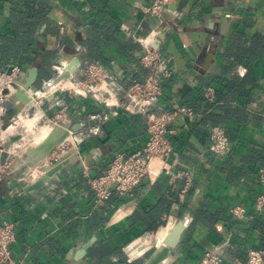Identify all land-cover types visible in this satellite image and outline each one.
Wrapping results in <instances>:
<instances>
[{"label":"crops","instance_id":"0c3cea01","mask_svg":"<svg viewBox=\"0 0 264 264\" xmlns=\"http://www.w3.org/2000/svg\"><path fill=\"white\" fill-rule=\"evenodd\" d=\"M154 1L0 0V64L21 66L24 78L38 69L31 89L37 96L13 124L16 131L25 128L21 142L29 146L19 154L60 123L81 127L22 177L0 180V222L16 227L10 254L17 264H146L179 222V241L163 264H200L214 247L224 264H246L249 249L264 250V205H257L264 195L258 174L264 166V0H168L161 15L146 14ZM160 29L163 39L158 34L153 43L160 42L172 76L157 105L191 113L173 120L174 149L153 162L156 179L98 205L88 178L103 174L117 154L142 149L146 121L83 89L60 86L84 80L82 68L99 62L121 95L118 87L148 74L138 39ZM71 63V79L43 89ZM207 87L215 89L212 101ZM89 113L103 118L92 121ZM97 125L95 135L90 129ZM215 126L230 139L223 156L212 149ZM57 161L65 164L52 182L29 190ZM234 206L245 209L244 218L231 213Z\"/></svg>","mask_w":264,"mask_h":264},{"label":"built area","instance_id":"2783aa9c","mask_svg":"<svg viewBox=\"0 0 264 264\" xmlns=\"http://www.w3.org/2000/svg\"><path fill=\"white\" fill-rule=\"evenodd\" d=\"M168 4V0H155L146 7L145 13L153 16L161 15ZM159 31L153 33L151 39H138L143 47L141 64L148 71L143 81H134L127 88L118 87L121 95L117 93V82L109 74L107 68L99 62H92L82 68L84 80L74 81V86H60L77 92L85 90L94 99L102 101L108 106L123 109L132 115L145 119L148 139L142 149L130 153L117 154L108 164L105 172L96 177H89L88 183L95 193L98 205L106 203L114 194L125 196L130 194L145 178L152 180L158 177L154 170L153 162L156 159L166 160L173 152V144L168 136L173 133L171 124L178 114H190L186 106H176L168 110L157 105L163 95L164 81L172 76V69L168 60L153 47V39ZM24 69L13 64L4 66L0 64V180L2 177L16 169L20 158V151L25 146L21 139L23 131H16L14 121L6 125V115L10 108L11 98L20 88L19 81L24 80ZM72 77H70L71 79ZM119 92V93H120ZM32 94V92H30ZM205 97L212 101L215 89L207 87ZM92 121L101 120V113H89ZM63 117V115H61ZM95 135L101 132L99 125L90 129ZM21 133L22 137L8 146L11 136ZM211 144L213 151L220 156L228 153L231 143L226 129L215 126L211 130ZM19 156V157H18ZM59 161H57L58 163ZM259 178L264 186V166L259 169ZM259 208L264 205V195L257 198ZM231 213L244 218L245 209L241 206L231 207ZM16 227L11 222H0V264H17L11 258L10 247L16 242ZM224 255L218 247L208 249L201 257L200 264H224ZM246 264H264L263 249H249Z\"/></svg>","mask_w":264,"mask_h":264},{"label":"water","instance_id":"95a60500","mask_svg":"<svg viewBox=\"0 0 264 264\" xmlns=\"http://www.w3.org/2000/svg\"><path fill=\"white\" fill-rule=\"evenodd\" d=\"M165 31L166 30H159V40L163 39L161 32L165 34ZM158 39L153 43V47L156 50H158L160 47V42L158 41ZM75 69L76 67H74V63H71L66 67L64 73L59 75L54 81L48 83V85L43 87V89L48 90L51 86L58 83L59 81L70 78L71 74L76 71ZM37 78L38 69L37 67H32L28 70V73L24 80L18 82L21 87L17 89L16 93H14L11 98L10 108L6 115V125L13 122L17 117L18 112H20L21 108L24 105L29 104L33 100V98L37 96L36 93H33V95L30 93L31 89L35 87ZM80 129V125H75L73 127H64L62 126V123L56 125L55 129H53V131H51V133H49L40 144L29 149L26 153L20 156L16 163L15 171L8 173L7 176L16 178L22 177L29 167L42 161L48 156V154H50V152H52L56 147L63 143L69 136L70 131H78ZM21 137V133H17L11 136L8 142V146H10L13 142L19 140ZM64 164L65 162L61 161L49 168H43V175L37 181L29 185V190L36 189L46 182H52V175L58 172ZM182 229L183 224L181 222L177 223L173 227L169 235L164 239L163 244L154 252V254L150 257L146 264H163V259H165L169 255L172 248L175 247L176 243L179 241ZM90 245L91 243H88L85 246L83 250L84 253L87 252Z\"/></svg>","mask_w":264,"mask_h":264}]
</instances>
